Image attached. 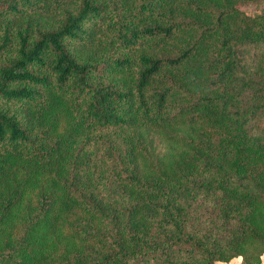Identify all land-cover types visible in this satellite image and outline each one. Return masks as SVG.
<instances>
[{
  "label": "trees",
  "instance_id": "trees-1",
  "mask_svg": "<svg viewBox=\"0 0 264 264\" xmlns=\"http://www.w3.org/2000/svg\"><path fill=\"white\" fill-rule=\"evenodd\" d=\"M252 1L0 0V264H264Z\"/></svg>",
  "mask_w": 264,
  "mask_h": 264
},
{
  "label": "rangeland",
  "instance_id": "rangeland-1",
  "mask_svg": "<svg viewBox=\"0 0 264 264\" xmlns=\"http://www.w3.org/2000/svg\"><path fill=\"white\" fill-rule=\"evenodd\" d=\"M241 8L247 13H254L261 9H264V1L260 0V1L246 2L241 5ZM240 58H242L241 55ZM262 124H264V118L262 119ZM157 146L159 148L161 147V144L158 142ZM216 264H245V263L241 260L239 256H235L230 258L229 260L217 261Z\"/></svg>",
  "mask_w": 264,
  "mask_h": 264
},
{
  "label": "crops",
  "instance_id": "crops-1",
  "mask_svg": "<svg viewBox=\"0 0 264 264\" xmlns=\"http://www.w3.org/2000/svg\"><path fill=\"white\" fill-rule=\"evenodd\" d=\"M261 261H264V253L260 256Z\"/></svg>",
  "mask_w": 264,
  "mask_h": 264
}]
</instances>
